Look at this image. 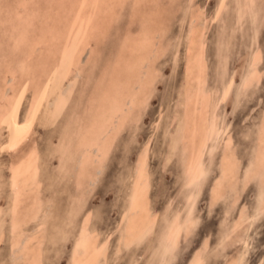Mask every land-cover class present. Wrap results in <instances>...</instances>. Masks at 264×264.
Here are the masks:
<instances>
[{"label": "rangeland", "instance_id": "obj_1", "mask_svg": "<svg viewBox=\"0 0 264 264\" xmlns=\"http://www.w3.org/2000/svg\"><path fill=\"white\" fill-rule=\"evenodd\" d=\"M93 1L0 0V264H264V0Z\"/></svg>", "mask_w": 264, "mask_h": 264}, {"label": "bare ground", "instance_id": "obj_2", "mask_svg": "<svg viewBox=\"0 0 264 264\" xmlns=\"http://www.w3.org/2000/svg\"><path fill=\"white\" fill-rule=\"evenodd\" d=\"M100 1V0H99ZM98 1V2H99ZM88 2V1H86ZM91 3L95 2L93 0H90ZM97 2V1H96ZM95 2V4H96ZM84 3V1H83ZM109 4V3H108ZM88 7V6H87ZM92 8V7H91ZM105 11V10H104ZM91 20V19H90ZM89 24V23H88ZM86 26V25H85ZM88 26V25H87ZM86 27H84L85 29ZM89 29V28H88ZM83 30V29H82ZM54 72V71H53ZM200 81V79H199ZM46 86V85H45ZM50 86V85H48ZM47 88V87H46ZM48 89V88H47ZM47 96V95H46ZM45 97V96H44ZM44 97H40L38 96V98L35 100V102L32 104V109H31V114L29 116V118L27 119V121L21 125L18 126L17 125V113H18V109H19V104H20V97L15 100V104L13 105V107L11 108V110L9 111V114L4 117V121L2 122V125L5 126V128H7V132H8V143L5 149H15L17 148L27 137V135L29 134L33 123L35 121H38V118L40 116V112L42 110V104H44L43 99ZM55 101V100H54ZM116 101V100H115ZM117 102V101H116ZM115 102V103H116ZM114 103V102H113ZM48 106V104H47ZM4 128V127H3ZM195 159V158H194ZM33 166V165H32ZM15 172H11L12 173V184H13V188L16 186V180H18L19 176L21 177L22 174H20L17 169H15ZM24 170V169H23ZM27 172V171H26ZM33 172V171H32ZM25 173V172H24ZM30 173V172H28ZM32 174V173H31ZM26 175V174H25ZM33 175V174H32ZM24 178V177H23ZM22 178V179H23ZM11 179V178H10ZM141 180V179H140ZM142 185V184H141ZM142 193V192H141Z\"/></svg>", "mask_w": 264, "mask_h": 264}]
</instances>
